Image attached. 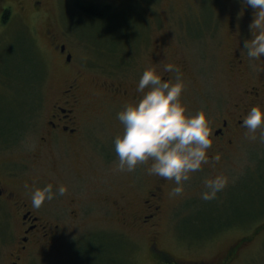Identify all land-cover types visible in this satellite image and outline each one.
Listing matches in <instances>:
<instances>
[{
	"label": "rangeland",
	"instance_id": "obj_1",
	"mask_svg": "<svg viewBox=\"0 0 264 264\" xmlns=\"http://www.w3.org/2000/svg\"><path fill=\"white\" fill-rule=\"evenodd\" d=\"M79 8L96 12L108 8L110 12L107 18L96 19ZM253 10L241 0L1 1L0 128L9 123L20 129L11 137L0 132V170L13 172L11 186L29 198L26 184L42 188L52 183L54 190L67 185L63 195H56L59 201L55 196L40 208L32 206L42 223L63 220V264H79L78 251L79 255L83 249L92 251L93 243L104 244L108 251L123 246L114 264L154 262L147 248L150 230L121 223L112 203L138 209L147 191L164 177L145 171L151 161L138 164L134 171L116 167L114 137L123 132L117 113L133 102L130 95H141L137 85L146 68L155 66L162 78L174 81L176 73L164 70L167 63L180 69L185 85L181 98L188 113L203 109L211 126L235 107L247 104L264 84V58L248 57L243 48L252 37ZM46 30L55 33L57 42L65 43L72 53L67 72L48 44ZM233 64L239 71H234ZM72 71L82 76L77 137L62 145L40 147L38 138L56 88ZM114 87L128 91V99L116 97ZM260 99L264 106V93ZM256 135L252 141L240 133L218 167L202 166L191 172L182 194L170 195L175 181L164 180L159 249L196 263L221 264L225 259L223 264H264V216L242 226L249 218L244 213L230 214L248 203L247 187L255 182L264 187V161L258 159L264 152V139L259 129ZM217 173L228 175L229 184L216 198L202 199L203 179ZM259 192L264 198V189ZM70 200L74 201L68 207L73 215L51 212L52 203L61 206ZM261 207L257 204L254 209L258 212ZM14 221L0 216V237L4 231L7 238L3 240L7 244H0V258L19 234ZM85 253L94 256V252ZM51 262L46 248L34 246L22 264Z\"/></svg>",
	"mask_w": 264,
	"mask_h": 264
},
{
	"label": "clouds",
	"instance_id": "obj_2",
	"mask_svg": "<svg viewBox=\"0 0 264 264\" xmlns=\"http://www.w3.org/2000/svg\"><path fill=\"white\" fill-rule=\"evenodd\" d=\"M254 9L250 25L252 37L246 39L243 48L247 56L264 58V0H243ZM167 72H175L176 79H164L156 67L146 68L140 76L137 91L141 95L133 102L126 103L117 113L123 124L122 134L114 137L118 157L116 167L120 171H134L138 164L151 163L145 171L175 181L170 195L182 194L185 181L190 173L202 168L210 159L218 160L219 155L210 157L208 149L213 144L210 118L203 109L189 114L182 101L184 82L180 69L173 63L164 65ZM241 126L246 129L249 140L264 139V106L252 105L244 115ZM230 182L224 173L206 176L201 198L211 200L217 197ZM30 192L31 204L40 208L46 200L57 194L63 195L67 185L54 186L48 183L42 188L25 185Z\"/></svg>",
	"mask_w": 264,
	"mask_h": 264
},
{
	"label": "flooded vegetation",
	"instance_id": "obj_3",
	"mask_svg": "<svg viewBox=\"0 0 264 264\" xmlns=\"http://www.w3.org/2000/svg\"><path fill=\"white\" fill-rule=\"evenodd\" d=\"M1 1L2 0H0V3ZM225 1L231 2L232 0ZM241 1L243 2V0ZM38 4L39 2L36 1L35 5ZM252 12H254V10ZM232 19L234 18L232 17ZM233 22L234 21L231 23V29L234 28ZM45 38L50 47L60 57L62 63L61 69L66 71L72 65V53L66 49L67 47L65 43L57 42L58 38L55 33L46 30ZM232 68L234 71H239L235 64L232 65ZM81 77V73L78 71H72L71 75L63 79L60 86L56 88L51 111L45 121L44 131L40 138H38L40 147L42 145H62L65 141L77 137V131L81 121L80 116H82L81 112H79V108L82 104ZM36 78L37 77L31 79V81H35ZM33 87L36 88L35 85H33ZM113 93L116 97L124 99H128L127 97L129 96L128 91L122 90L118 87L113 88ZM263 93L264 84L260 85L259 89L254 92L253 96H250L247 104L235 107L234 111L230 112L227 117L220 119L218 124L210 125L212 129L211 138L213 139V144L211 148L208 149V154L210 157L219 155V159H210L209 162L203 166L213 168L220 165V162L225 158L228 148H231L233 144L237 143V136H239L240 133L246 132V129L241 126L243 118L239 117H244L247 110L252 105L259 104V101L261 102L260 96ZM139 96L140 95L136 93L129 97L134 101ZM19 129L20 127L18 126L6 123L0 128V132L1 134L5 133L11 137L12 135L17 136ZM34 155H38V153H35ZM12 176L14 177L13 172L4 171L2 169L0 170V216H5L8 220L13 217L16 224L13 223V225L16 226L19 234L16 236V240L8 248L7 255L0 259H4V264H22L24 258L30 254L32 247L36 246L38 248L39 246H43L46 248L48 256L52 260L51 264H63L66 259L63 255L64 246L62 238L65 230L63 220H56V222L47 220L42 223V220H40L36 214V210L32 207L31 198L24 195L18 190V188L11 186L10 180L12 179H10V177ZM166 179L167 178L160 179L153 190L147 191V195L143 196L144 198L141 199V207L138 209H130L129 204L125 203L123 205L114 201L112 204L116 209L119 221L124 225L150 230L149 233L150 235L152 234V238L147 248L151 258L154 260L152 264H205V262L196 263L192 260L173 257L168 252L162 251V249L157 247L159 237V232L157 231L159 226L158 220L162 211V183ZM55 200L59 201L57 196ZM73 204V200H70L68 204L61 206L52 203L54 208H50V210L58 215L70 216L74 214V210L70 211L68 207ZM152 220H154V222H152ZM6 239L3 231L2 237H0V244H7L3 241ZM103 245L97 246V244L93 243L90 247L92 248V251L90 249H83L81 250L80 255L78 251L76 256L78 263L111 264L109 261L111 257L113 259L111 261L114 264L116 254L121 252L123 246L120 248H111L110 251H108V247L105 248ZM85 252H94V256L89 257ZM103 256L106 257V260H103ZM220 263H225V259H221Z\"/></svg>",
	"mask_w": 264,
	"mask_h": 264
},
{
	"label": "trees",
	"instance_id": "obj_4",
	"mask_svg": "<svg viewBox=\"0 0 264 264\" xmlns=\"http://www.w3.org/2000/svg\"><path fill=\"white\" fill-rule=\"evenodd\" d=\"M79 9H81V8H79ZM85 9L86 8L81 9L83 11V13H86V14H88V15L92 16L93 18H96V19H105L109 16L108 12H110L108 8L101 9L99 12H96L94 10H85ZM2 19L5 20V15L2 17ZM258 159H260V161H261L260 163H262L264 161V152L260 157H258ZM261 174L263 175V176H261V178H264V171L261 172ZM263 189H264V187H262L259 184V182H255V183H253V185H250L249 187H247V191L249 194L248 203L243 204L244 207L242 208V210H240L237 207V208H235V210H233L230 213V214H233V216H237V217H238V214L244 213V216L249 218V220H247L248 222H246V224H243L242 226H245V225L253 223V222L256 223L257 220L261 218V216H264V198L261 199V194L259 192L260 190H263ZM257 204L261 205L262 206L261 208H263V210L256 212V210L254 208ZM226 226H228V224L223 225V228ZM232 226H234V225L231 224L229 227H232ZM220 229H218V230H220ZM111 260H112V258L110 257L109 261L112 263ZM123 261H124V259H122V263H123Z\"/></svg>",
	"mask_w": 264,
	"mask_h": 264
}]
</instances>
